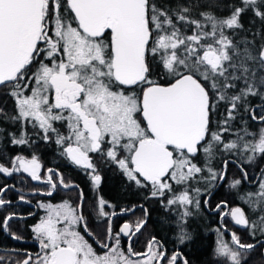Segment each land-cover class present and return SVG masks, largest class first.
<instances>
[{"label": "flooded vegetation", "instance_id": "obj_1", "mask_svg": "<svg viewBox=\"0 0 264 264\" xmlns=\"http://www.w3.org/2000/svg\"><path fill=\"white\" fill-rule=\"evenodd\" d=\"M80 1L79 11L100 9ZM42 2L37 29L18 40L27 60L0 86V125L15 124L0 141V264H264V78L252 93L197 78L207 115L188 154L159 140L144 118V93L158 84L147 76L149 41L163 30L151 2L144 49L124 58L137 77L128 83L115 73L122 0H108L95 34L82 28L71 0ZM123 101L144 129L125 149V139L104 135L100 119ZM142 141L172 153L165 176L133 170ZM154 162L158 170L161 159Z\"/></svg>", "mask_w": 264, "mask_h": 264}, {"label": "water", "instance_id": "obj_2", "mask_svg": "<svg viewBox=\"0 0 264 264\" xmlns=\"http://www.w3.org/2000/svg\"><path fill=\"white\" fill-rule=\"evenodd\" d=\"M145 2L146 0H122L124 13L119 18L114 46L115 73L123 83L137 78L129 74L124 58L137 57L144 49L148 37L144 20ZM107 3L108 0H89L88 6L94 4L100 9L83 12L78 10V7H82L81 1L71 0L82 28L91 34H95V30H101V19ZM42 5V0H0V86L26 62L27 50L18 46V40L24 30L37 29ZM89 12H92L97 21L89 18ZM261 58L264 61V50ZM205 62L213 68H219L221 57L209 51ZM141 68L140 60L138 72ZM207 105L206 92L192 74H185L169 85H152L143 97L144 118L153 134L159 140L167 141L188 154L195 153L197 143L203 135ZM158 157L161 159L159 171L152 169ZM172 161L171 152L165 148L158 150L150 141L140 142L132 158L133 170L145 178L153 175L165 176ZM149 168L152 170L150 173L147 170ZM234 217L238 223H244L239 209L234 211Z\"/></svg>", "mask_w": 264, "mask_h": 264}, {"label": "trees", "instance_id": "obj_3", "mask_svg": "<svg viewBox=\"0 0 264 264\" xmlns=\"http://www.w3.org/2000/svg\"><path fill=\"white\" fill-rule=\"evenodd\" d=\"M149 1L154 23L163 27V30L155 28L149 41L150 52L146 58L147 76L153 83H172L185 74L204 79L198 74V68L210 70L211 66L204 62L202 55L206 49L218 51L215 49L218 47L216 37L220 34L229 41L225 47L227 58L223 67H220L222 75L214 74L212 78H217L221 86L224 84L239 88L248 86L251 89L250 93L257 87L253 81L256 78H264V61L261 58L264 50V0ZM234 16H237L238 23L227 27L225 22ZM211 31L213 35L209 36ZM162 34L173 36L182 42L174 51L157 49ZM170 54H174L175 59L169 66L167 60ZM244 80L248 81L247 85L243 84ZM1 89L0 87V91ZM1 102L0 97V106ZM7 120L8 123L0 125V141L5 137L6 130L9 131L15 126L11 118ZM30 126L31 124L26 121L24 128L28 129ZM25 135L28 137L27 131ZM27 140L32 141L31 138ZM219 154L225 156L224 151Z\"/></svg>", "mask_w": 264, "mask_h": 264}, {"label": "rangeland", "instance_id": "obj_4", "mask_svg": "<svg viewBox=\"0 0 264 264\" xmlns=\"http://www.w3.org/2000/svg\"><path fill=\"white\" fill-rule=\"evenodd\" d=\"M245 1L255 2L257 0H245ZM237 23H238L237 16H234L232 17V19L227 20L225 22V25L227 27H232V26H235ZM212 35H213V31L209 33V36H212ZM69 42H71V40H69ZM181 42H182L181 40L179 41L173 36L170 37V36L163 34L162 41H158L157 49H163L166 51L167 49H170L171 51H174L175 50L174 48H176ZM228 42L229 41H227L225 37H222L221 34L218 35L216 37V43L218 47H216L215 49H218L219 52L213 49L212 50L206 49L202 55L204 62H205L206 54L209 51H213L215 52L216 55H219L221 57L220 67H223V63L225 62L227 58L225 54V47L228 45ZM174 59H175L174 54H170L169 59H168L169 62L167 60V64L170 66L172 62L174 61ZM220 67L215 68V70L212 65H211L210 70L201 69L199 67L197 72L203 78H206L209 76L212 77L214 76V74L222 75L223 72L220 71ZM26 103L30 104V102H26ZM120 107L121 108L118 111V113L115 112L114 114H106L104 115L103 118H100V119H101L102 130L104 131V135L108 136L116 144H118V142L122 143V139H125L124 144L119 145L122 149H125V148H130L131 146H133L134 141L138 140L140 137L144 135V129L141 127V124L136 118H133V116L127 115V109L129 107L128 102L126 101L121 102ZM31 119H35L37 121L43 120L42 118H39V117H33ZM123 163H124L123 168L126 169L128 173H132L133 171L128 165L127 161L124 160Z\"/></svg>", "mask_w": 264, "mask_h": 264}]
</instances>
